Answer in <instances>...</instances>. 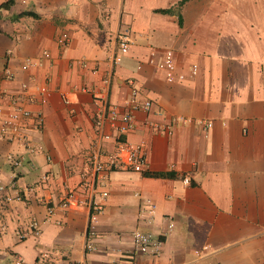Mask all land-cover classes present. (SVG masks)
Segmentation results:
<instances>
[{"label":"crops","instance_id":"0c3cea01","mask_svg":"<svg viewBox=\"0 0 264 264\" xmlns=\"http://www.w3.org/2000/svg\"><path fill=\"white\" fill-rule=\"evenodd\" d=\"M180 2L0 0V264H113L136 229L162 241L157 257L137 254L141 264H264V0ZM122 34L131 44L113 66ZM152 49L196 76L166 83L145 62ZM27 59L38 64L23 68ZM129 80L152 103L122 138L143 145L145 170L94 175L97 99L122 109ZM13 101L41 115L17 135L33 153L2 129ZM92 201L103 213L90 235Z\"/></svg>","mask_w":264,"mask_h":264},{"label":"built area","instance_id":"2783aa9c","mask_svg":"<svg viewBox=\"0 0 264 264\" xmlns=\"http://www.w3.org/2000/svg\"><path fill=\"white\" fill-rule=\"evenodd\" d=\"M130 41L126 34L118 35L116 40V53L112 57V65H117L120 62L121 56L125 55L129 51ZM154 49L151 50L148 58L146 59V64L156 72L161 74L163 81L166 83L182 82L188 78H193L196 76L197 67L192 65L188 68L187 72L179 71L175 62L173 51L167 49L163 52V56L159 60H155ZM38 63L32 60H25L23 68H28ZM82 66H86L85 63H82ZM111 73H108L105 84H109V79ZM7 77L9 79L13 76L8 73ZM128 85L130 87V96L126 100L124 107L120 109L117 106L110 105L108 101L104 98H98L99 101V110L94 116V128H95V151L91 156L90 164L92 173L99 174L105 169L109 170H128L137 173H142L145 170V150L143 145H132L122 138L130 131L133 130L134 123V113L137 111L148 112L152 107V103L148 99H138L137 98V89L134 86V82L129 80ZM82 93L95 94L93 89H88L82 87L79 89ZM40 94V103L45 104L46 98L48 96V90L45 87H40L38 89ZM2 97L0 91V98ZM63 101L68 103V99L63 97ZM2 111L0 110V116ZM34 119L37 124L41 123V115L36 114L32 115L28 110L20 107L16 104L15 101L12 103V109L6 115L3 116L2 129L7 134L12 135L13 137L18 135L20 131L21 122L25 119ZM183 122L185 120H182ZM211 127L210 123H206L204 128L208 129ZM156 130H160V127L156 126ZM19 141L25 142V139L22 136L17 137ZM113 141L115 144L114 151L107 155L101 152V143ZM26 149L29 153L34 152V148L31 147L27 142H25ZM104 158V159H102ZM45 180V177L42 178ZM185 183L188 182L187 178H184ZM3 190L0 185V191ZM99 199H105L107 197L106 192L99 193ZM73 203V194L68 193L60 202V207L66 209ZM144 213L147 214V222H150L155 213V206L146 201ZM50 213V210H49ZM103 213V205L101 202L92 201L89 208L88 216V228L90 235L94 234V228L98 222L99 217ZM169 228L172 227V224H169ZM31 231L34 233L38 232V226L36 222H32L30 225ZM131 241L133 250L130 253L122 254L120 257L114 261L113 264H141L137 259V254L149 255L151 257H157L160 253L162 241L155 237L149 232H144L139 229L132 231ZM87 249H93L91 243L86 244ZM199 255L198 252H196Z\"/></svg>","mask_w":264,"mask_h":264},{"label":"trees","instance_id":"16d2710c","mask_svg":"<svg viewBox=\"0 0 264 264\" xmlns=\"http://www.w3.org/2000/svg\"><path fill=\"white\" fill-rule=\"evenodd\" d=\"M187 0H181V2L177 5V7L176 8H180L182 5H183V3L184 2H186ZM7 5H8V3H7ZM174 10H171V9H169V10H160V11H158V12H160V13H163V14H169V13H172ZM23 15H27V13H23ZM150 176H153V177H158V178H160V177H165V176H167V175H162V174H151Z\"/></svg>","mask_w":264,"mask_h":264}]
</instances>
